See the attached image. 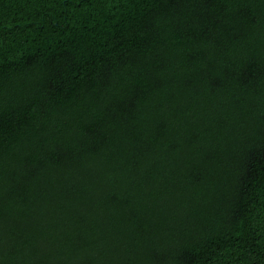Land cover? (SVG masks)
I'll use <instances>...</instances> for the list:
<instances>
[{
    "label": "trees",
    "instance_id": "16d2710c",
    "mask_svg": "<svg viewBox=\"0 0 264 264\" xmlns=\"http://www.w3.org/2000/svg\"><path fill=\"white\" fill-rule=\"evenodd\" d=\"M0 264H264V0H0Z\"/></svg>",
    "mask_w": 264,
    "mask_h": 264
}]
</instances>
